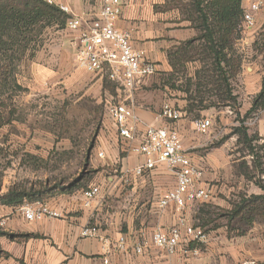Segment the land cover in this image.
Here are the masks:
<instances>
[{
    "label": "rangeland",
    "instance_id": "obj_1",
    "mask_svg": "<svg viewBox=\"0 0 264 264\" xmlns=\"http://www.w3.org/2000/svg\"><path fill=\"white\" fill-rule=\"evenodd\" d=\"M164 1L154 9L164 12L165 8L182 5L168 16L185 19L188 0ZM56 31L54 25L42 29L0 91V105L5 114L12 113L10 123L0 128V197L11 191L31 193L19 206L47 205L49 200L60 198L62 190L68 192L70 187L79 186L81 191L90 184L100 170L95 164L99 141L107 140L113 129L105 118L104 105L111 98L118 102V96L124 93L119 84L112 85L105 77L78 69L65 51L60 56V30ZM233 50L239 64L237 74L228 79L234 102L216 90L211 61L202 60L201 55L189 61L196 65H188L187 74L179 71L171 84L184 91L194 110L205 112L194 113L193 120L212 117L210 132L197 135L208 143L196 150L199 154L205 150L216 153L224 145L228 162L222 170L225 177L212 169L215 175L209 182L210 198L193 207L190 224L204 231L206 242L180 247L178 254L189 264H264L262 218L254 219L243 235L244 225L228 221L235 204L264 195L260 188H264V110L248 112L264 74L263 9L253 28L244 30L239 25ZM49 57V70L32 65L33 60ZM188 74L194 78H188ZM240 128L246 130V141L252 137L256 141L250 144L234 134ZM252 158L263 173L251 171L252 178L247 180L238 172L250 167ZM222 186L230 191L227 193L226 188L223 192Z\"/></svg>",
    "mask_w": 264,
    "mask_h": 264
},
{
    "label": "crops",
    "instance_id": "obj_2",
    "mask_svg": "<svg viewBox=\"0 0 264 264\" xmlns=\"http://www.w3.org/2000/svg\"><path fill=\"white\" fill-rule=\"evenodd\" d=\"M59 1L70 11L66 14V23L73 17H80L83 25L95 18L101 7L100 0ZM120 1L122 11L116 27L119 30H130L133 48L143 52L144 60L152 63L156 71L131 90L105 78L110 84H119L123 88L124 93L118 96L117 103L131 109L139 120L133 144L140 141L145 126L174 128L179 134L184 152L203 170L199 186L212 191L209 187V182L215 175L212 169H216L218 176L226 175L222 171L228 164L225 146L216 149V153L205 150L200 151L204 154H199L196 149L204 147L208 139H197L199 134L193 130L192 115L205 112L190 111L184 91L171 85L175 81L173 77L179 72H174L170 66L169 53L194 38L196 32L185 19L168 16L174 10L162 12L154 9L162 6L164 0ZM248 2L249 0L243 1V9ZM261 12L262 10L257 17ZM76 38L77 33L68 31L66 26L60 30V56L65 51L73 64ZM50 58L52 57L33 60L32 65L49 70ZM190 64L196 65L185 63L182 71L186 74L190 71ZM194 73L195 71L193 75ZM192 76L187 75L190 79L194 78ZM260 88L261 85L256 89L254 97ZM165 101L182 110L184 117L180 121L172 123L160 117ZM206 118L212 120V117ZM98 146L95 164L96 169L100 170L88 187L98 186L100 194L91 202L90 207H83L81 191L61 194L57 200L48 201L50 209L61 213L60 219L44 218L28 222L20 214L19 206H0V264H104V261H107L106 264H189L178 252L173 257L165 256L150 241L156 228L168 229L176 224L179 217L173 205L158 208L159 199L175 187V179L171 173L160 164L140 177L124 175L125 170L141 165L145 158L132 152L130 145L117 136L114 128L108 134V139L102 138ZM98 153H102L103 157H98ZM226 188L222 186V191L225 192ZM226 190L227 193L230 191L228 188ZM194 205L188 206L182 214L189 224ZM86 227H96L98 238H82L80 233ZM120 237H124L126 241L124 251L117 249ZM136 245L145 247L142 254L134 252ZM179 249L181 248L178 251Z\"/></svg>",
    "mask_w": 264,
    "mask_h": 264
},
{
    "label": "built area",
    "instance_id": "obj_3",
    "mask_svg": "<svg viewBox=\"0 0 264 264\" xmlns=\"http://www.w3.org/2000/svg\"><path fill=\"white\" fill-rule=\"evenodd\" d=\"M48 5L56 6L61 12L70 13L59 0H42ZM101 7L95 18L82 25L80 17H73L66 23V29L77 33L74 45V62L76 66L88 74L100 75L109 81L119 83L123 88L131 90L143 79L155 74V66L144 60L143 52L132 46L130 30H119L116 22L121 15L120 0H100ZM264 9V0H249L243 9L241 26L244 30L254 27L257 14ZM106 120L111 123L117 136L128 143L130 150L145 158L144 162L131 170H125L124 175L140 177L157 165H164L175 179V187L167 191L158 201V208L163 209L173 205L179 214L177 222L168 229L156 228L151 236L152 246L173 257L181 246L204 244L206 235L200 227L189 224L182 216L183 211L198 202H207L210 189L201 188L203 170L184 152L177 130L174 128H158L145 126L140 141L133 144L137 135L138 118L133 111L122 103L113 100L104 105ZM160 117L172 123L184 117L182 110L176 108L169 101L161 107ZM193 130L199 134H207L212 128L210 118H200L192 121ZM133 145V146H132ZM98 157H103L98 153ZM100 194L98 186H90L81 192L84 208L90 207L91 202ZM19 212L28 222L44 218L60 219L61 213L52 210L44 204H23ZM82 238H98L96 227H86L80 233ZM126 241L120 237L117 249L124 251ZM143 245L134 246V252L143 253ZM186 251H188L186 249ZM197 249L194 250V254ZM107 261H104L106 264Z\"/></svg>",
    "mask_w": 264,
    "mask_h": 264
},
{
    "label": "trees",
    "instance_id": "obj_4",
    "mask_svg": "<svg viewBox=\"0 0 264 264\" xmlns=\"http://www.w3.org/2000/svg\"><path fill=\"white\" fill-rule=\"evenodd\" d=\"M243 0H188L185 5V20L190 23L196 35L169 53V63L172 69L182 71L184 64L193 61L198 55L202 60L211 61V74L214 87L227 100L235 101L231 95L228 79L234 77L238 70V60L234 58L233 44L238 37L239 25L243 14ZM180 7H183L180 5ZM180 7L165 8L164 11L179 9ZM183 12V11H182ZM183 13V14H185ZM68 16L56 6L48 5L42 0H0V91L8 85L16 63L24 55L29 45L37 39L42 29L46 26H55L57 30L64 29ZM198 43V45H196ZM0 93V98L2 96ZM188 109L194 110L192 101L188 99ZM264 110V74L261 79V88L252 99L249 113ZM11 111L5 114L0 105V128L10 123ZM246 130L236 129L234 134H239L246 141ZM239 139V138H238ZM256 141L255 137L246 142ZM244 142V143H246ZM250 149V145H248ZM248 153H252L251 151ZM245 165V164H244ZM241 167V166H239ZM244 167V166H242ZM258 163L252 158L251 166L244 172L239 170V175L251 180V171H258ZM242 170V168H241ZM263 173L262 170L258 171ZM260 187V186H259ZM264 190L263 187H260ZM80 187H70L71 194ZM88 186L82 191L87 190ZM25 192H8L0 197L1 206H19L29 197ZM262 218L264 226V195H253L248 200L235 204L228 213V221L242 224L241 235L247 232L254 219ZM1 234V233H0ZM190 247V245H189Z\"/></svg>",
    "mask_w": 264,
    "mask_h": 264
}]
</instances>
